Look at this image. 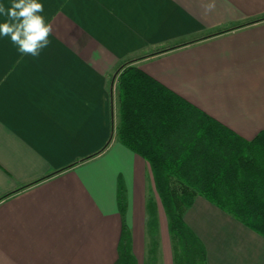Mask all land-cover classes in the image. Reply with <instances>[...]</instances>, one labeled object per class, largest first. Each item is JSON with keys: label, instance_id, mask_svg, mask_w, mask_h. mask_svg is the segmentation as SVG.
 Returning a JSON list of instances; mask_svg holds the SVG:
<instances>
[{"label": "crops", "instance_id": "0c3cea01", "mask_svg": "<svg viewBox=\"0 0 264 264\" xmlns=\"http://www.w3.org/2000/svg\"><path fill=\"white\" fill-rule=\"evenodd\" d=\"M40 2L53 32L38 57L0 38V264H119L124 226L146 264L153 175L115 136L113 75L130 61L252 140L264 131V19L246 23L264 0H215L208 14L210 0ZM158 218L156 264H174ZM184 220L208 264H264V236L205 197Z\"/></svg>", "mask_w": 264, "mask_h": 264}, {"label": "trees", "instance_id": "16d2710c", "mask_svg": "<svg viewBox=\"0 0 264 264\" xmlns=\"http://www.w3.org/2000/svg\"><path fill=\"white\" fill-rule=\"evenodd\" d=\"M263 19L261 16L246 24ZM117 72L121 115L118 139L150 165L168 219L174 264H208L203 242L184 220L197 196L205 197L264 236V131L246 140L130 61L121 64ZM119 185L118 202L124 215L127 201L122 182ZM147 211L151 254L147 264H156L159 218L151 197ZM130 243L129 228L124 226L119 264H137Z\"/></svg>", "mask_w": 264, "mask_h": 264}, {"label": "clouds", "instance_id": "9594fccd", "mask_svg": "<svg viewBox=\"0 0 264 264\" xmlns=\"http://www.w3.org/2000/svg\"><path fill=\"white\" fill-rule=\"evenodd\" d=\"M215 7V0H210L203 5L204 13ZM43 12L40 0H11L7 6L0 3V38H8L21 56L38 57L50 45L53 32Z\"/></svg>", "mask_w": 264, "mask_h": 264}, {"label": "rangeland", "instance_id": "374dc122", "mask_svg": "<svg viewBox=\"0 0 264 264\" xmlns=\"http://www.w3.org/2000/svg\"><path fill=\"white\" fill-rule=\"evenodd\" d=\"M118 74H119L118 72L115 73L113 75V79H112V82H113L112 83V90L115 93V131L114 132H115V136H116L117 139H118V129L120 127V119H121V115H120V105H119L118 96H117ZM153 184H154V179H153ZM149 195H150V197L152 199H154V201H155V203L157 205L158 217L160 216V218L162 219V221H163V228L165 230L166 222H167L166 212H165V210L163 208V205L161 203L160 197H159V195L157 193V190L155 188V184L153 185V188L151 189V192H150ZM159 241H160V236H159ZM166 242H167V246L170 247L171 240L169 239L167 241V239H166ZM159 246H160V244H159ZM159 246H158L157 253H156V260H157L156 263L157 262L159 263V260H161V256H160L161 254H160ZM147 256H148L147 263H149L150 258H151V254L149 253V247H148Z\"/></svg>", "mask_w": 264, "mask_h": 264}]
</instances>
